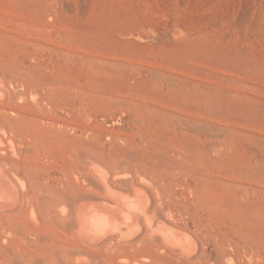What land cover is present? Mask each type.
Wrapping results in <instances>:
<instances>
[{
	"label": "rangeland",
	"instance_id": "obj_1",
	"mask_svg": "<svg viewBox=\"0 0 264 264\" xmlns=\"http://www.w3.org/2000/svg\"><path fill=\"white\" fill-rule=\"evenodd\" d=\"M0 70L73 99L77 123L106 139L141 135L136 105L215 116L219 226L256 242L216 238L202 218L205 264H264V0H0Z\"/></svg>",
	"mask_w": 264,
	"mask_h": 264
},
{
	"label": "bare ground",
	"instance_id": "obj_2",
	"mask_svg": "<svg viewBox=\"0 0 264 264\" xmlns=\"http://www.w3.org/2000/svg\"><path fill=\"white\" fill-rule=\"evenodd\" d=\"M8 76L0 70V264H205L202 218L216 238L256 242L219 226L215 116L136 105L128 123L141 135L106 139L77 123L73 99Z\"/></svg>",
	"mask_w": 264,
	"mask_h": 264
}]
</instances>
